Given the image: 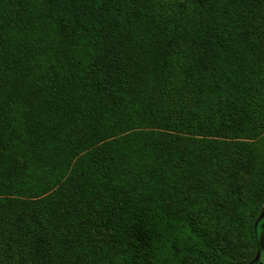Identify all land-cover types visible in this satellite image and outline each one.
Returning <instances> with one entry per match:
<instances>
[{
    "label": "trees",
    "instance_id": "trees-1",
    "mask_svg": "<svg viewBox=\"0 0 264 264\" xmlns=\"http://www.w3.org/2000/svg\"><path fill=\"white\" fill-rule=\"evenodd\" d=\"M264 208V0H0V264H245Z\"/></svg>",
    "mask_w": 264,
    "mask_h": 264
},
{
    "label": "flooded vegetation",
    "instance_id": "flooded-vegetation-1",
    "mask_svg": "<svg viewBox=\"0 0 264 264\" xmlns=\"http://www.w3.org/2000/svg\"><path fill=\"white\" fill-rule=\"evenodd\" d=\"M245 264H264V208L256 225V242L252 258Z\"/></svg>",
    "mask_w": 264,
    "mask_h": 264
}]
</instances>
